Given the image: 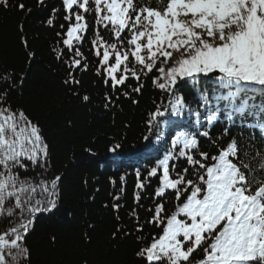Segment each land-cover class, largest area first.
<instances>
[{"label": "snow or ice", "instance_id": "snow-or-ice-1", "mask_svg": "<svg viewBox=\"0 0 264 264\" xmlns=\"http://www.w3.org/2000/svg\"><path fill=\"white\" fill-rule=\"evenodd\" d=\"M59 3L35 0V7L62 15V47L53 52L67 68L63 83L82 105L91 96L75 91L76 71L94 69L106 108L113 93L131 99L148 81L159 96L141 132L153 146L142 154L150 167L135 169L129 223L113 239L135 233V264H264V0ZM13 7L33 12L23 0H0V8ZM46 23H55L52 15ZM85 41L94 61L82 51ZM27 56L30 64L35 54ZM26 79L0 74V264H32L27 237L40 215L58 209L65 178L51 171L39 123L12 101ZM257 128L259 137L246 135ZM122 147L115 142L106 150ZM85 151L94 155L91 147ZM120 199L113 197L117 212Z\"/></svg>", "mask_w": 264, "mask_h": 264}, {"label": "trees", "instance_id": "trees-1", "mask_svg": "<svg viewBox=\"0 0 264 264\" xmlns=\"http://www.w3.org/2000/svg\"><path fill=\"white\" fill-rule=\"evenodd\" d=\"M19 2L21 0H10L12 5ZM23 2L33 9L31 15L25 16L14 7L10 10L0 8V74H27L23 88L13 95L12 101L39 123L50 148L51 171L65 173L58 209L40 215L27 237L32 264H135V233L126 239H113L112 233L129 223V213L134 207L135 169L150 167L142 154L151 153L153 146L146 145L141 132L145 113L159 96L148 81L143 94H132L131 99L123 96L116 99L119 93H113L114 103L106 108L103 99L106 89L94 69L76 71L75 76L81 83L75 91L91 96V102L82 105L63 83L67 68L57 61L53 52L62 47L61 37L56 35L62 31V15L52 14L51 9L36 8L35 0ZM47 3L60 7L59 0H47ZM49 15L55 21L52 26L46 23ZM21 23L23 32L18 30ZM22 37L27 40V48ZM82 51L89 61H94L87 41ZM28 52L35 54L30 64ZM135 83L128 81L130 85ZM131 100H138V105ZM126 124L129 127L126 128ZM233 135H240L239 130L234 129ZM246 135L259 137L261 131L249 129ZM115 142H121L123 147L118 153H109L106 149ZM89 147L94 155L85 151ZM127 152L138 154L129 163L106 165L107 160ZM121 176H125V181H121ZM116 195L121 197L118 212L112 208ZM117 215L121 218L119 221ZM144 215L141 211L142 219Z\"/></svg>", "mask_w": 264, "mask_h": 264}, {"label": "rangeland", "instance_id": "rangeland-1", "mask_svg": "<svg viewBox=\"0 0 264 264\" xmlns=\"http://www.w3.org/2000/svg\"><path fill=\"white\" fill-rule=\"evenodd\" d=\"M145 148V147H144ZM143 148V149H144ZM138 153H135V152H130V153H127L125 155H121V156H117V158L115 157L114 159L112 160H107L106 161V165H109V164H118V163H129L130 161H132L133 158H135V156L137 155Z\"/></svg>", "mask_w": 264, "mask_h": 264}]
</instances>
